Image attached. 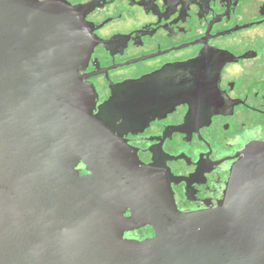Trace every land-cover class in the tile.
I'll return each mask as SVG.
<instances>
[{"label": "water", "instance_id": "1", "mask_svg": "<svg viewBox=\"0 0 264 264\" xmlns=\"http://www.w3.org/2000/svg\"><path fill=\"white\" fill-rule=\"evenodd\" d=\"M84 11L0 0V264H264V141L240 152L215 208L179 211L167 171L112 124L113 112L149 119L167 97L134 96L144 77L95 112ZM144 225L151 236L123 237Z\"/></svg>", "mask_w": 264, "mask_h": 264}, {"label": "flooded vegetation", "instance_id": "2", "mask_svg": "<svg viewBox=\"0 0 264 264\" xmlns=\"http://www.w3.org/2000/svg\"><path fill=\"white\" fill-rule=\"evenodd\" d=\"M58 1L84 7L94 45L80 74L95 90V112L147 77L134 96L167 98L149 102V119L113 112L116 134L143 164L167 171L179 211L215 208L240 152L264 141V0ZM152 234L144 225L123 237Z\"/></svg>", "mask_w": 264, "mask_h": 264}]
</instances>
